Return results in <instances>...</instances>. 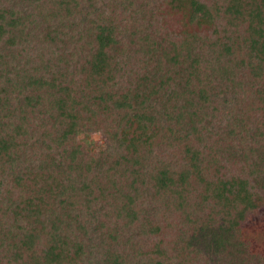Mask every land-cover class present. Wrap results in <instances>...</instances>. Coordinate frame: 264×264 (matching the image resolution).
Returning a JSON list of instances; mask_svg holds the SVG:
<instances>
[{
	"label": "trees",
	"instance_id": "trees-1",
	"mask_svg": "<svg viewBox=\"0 0 264 264\" xmlns=\"http://www.w3.org/2000/svg\"><path fill=\"white\" fill-rule=\"evenodd\" d=\"M259 209L264 0H0V264H264Z\"/></svg>",
	"mask_w": 264,
	"mask_h": 264
},
{
	"label": "rangeland",
	"instance_id": "rangeland-1",
	"mask_svg": "<svg viewBox=\"0 0 264 264\" xmlns=\"http://www.w3.org/2000/svg\"><path fill=\"white\" fill-rule=\"evenodd\" d=\"M90 134L91 133H89V134L88 133L87 134L83 133V134H80L79 137L83 141H87ZM263 224H264V210L263 209H259L254 215H252L251 217H248L246 219V221L242 223V227L244 228L243 230H244V232L246 234V233L257 232V230L259 228L264 226ZM254 244H251L252 247L255 246ZM256 247L258 248L257 245L255 246V248Z\"/></svg>",
	"mask_w": 264,
	"mask_h": 264
},
{
	"label": "clouds",
	"instance_id": "clouds-1",
	"mask_svg": "<svg viewBox=\"0 0 264 264\" xmlns=\"http://www.w3.org/2000/svg\"><path fill=\"white\" fill-rule=\"evenodd\" d=\"M101 132L99 130L91 133L88 137L87 143L89 144H97L100 143L102 146V140H101Z\"/></svg>",
	"mask_w": 264,
	"mask_h": 264
}]
</instances>
